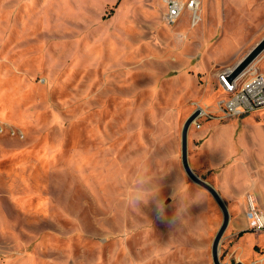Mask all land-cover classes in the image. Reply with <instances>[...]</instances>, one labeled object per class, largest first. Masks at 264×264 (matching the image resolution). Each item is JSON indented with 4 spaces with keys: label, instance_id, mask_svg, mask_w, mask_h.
<instances>
[{
    "label": "rangeland",
    "instance_id": "obj_1",
    "mask_svg": "<svg viewBox=\"0 0 264 264\" xmlns=\"http://www.w3.org/2000/svg\"><path fill=\"white\" fill-rule=\"evenodd\" d=\"M165 1L0 0V264H214L223 213L184 169L182 129L205 105L188 158L212 184L264 152V108L215 113L218 62L264 16L205 0L169 24ZM229 211L222 263L264 264V231Z\"/></svg>",
    "mask_w": 264,
    "mask_h": 264
},
{
    "label": "built area",
    "instance_id": "obj_2",
    "mask_svg": "<svg viewBox=\"0 0 264 264\" xmlns=\"http://www.w3.org/2000/svg\"><path fill=\"white\" fill-rule=\"evenodd\" d=\"M167 10L164 19L169 24H175L181 15L190 11L192 14V24L199 21V10L201 0H166ZM249 68L244 70L237 77L229 80L233 68L222 70L218 74L219 85L222 88V96L217 101V117L220 119L242 116L264 108V72ZM201 114L194 121L197 129L202 127L199 122L201 116H211L209 112L201 106ZM197 107V108H198ZM246 217L250 230L264 231V211L259 208L252 195L247 196Z\"/></svg>",
    "mask_w": 264,
    "mask_h": 264
},
{
    "label": "crops",
    "instance_id": "obj_3",
    "mask_svg": "<svg viewBox=\"0 0 264 264\" xmlns=\"http://www.w3.org/2000/svg\"><path fill=\"white\" fill-rule=\"evenodd\" d=\"M224 3L225 5H232V7H234V9L237 11L253 12L255 16H252V20L264 16V0H224ZM204 9L205 0H202V4L198 12L200 16L199 20L202 19ZM257 43H255V45ZM255 45L244 51L245 53L240 52L237 55L235 53L219 61V64L225 66L220 71L233 68ZM255 63L256 60L253 61L251 65L253 66ZM205 104L208 106L207 102H205ZM200 106L205 108V105L203 104ZM255 160L256 163L250 168L243 165L240 167L235 166L234 168H232V166L231 168L225 167L220 172L221 174L215 177V179H217L216 183L212 181L213 185L217 188L222 197L227 200L229 206L228 208H230V210L236 214L237 218L234 222V226L237 228V232L239 233L246 229L248 223L247 217L245 215L248 195H252L259 208L264 211V152L259 153V151H257ZM250 234L251 233H248V235L243 238V244L238 247L237 252H239L238 256L240 259H243L247 254V247L251 243L249 242L251 238ZM262 261L263 260L260 262Z\"/></svg>",
    "mask_w": 264,
    "mask_h": 264
},
{
    "label": "water",
    "instance_id": "obj_4",
    "mask_svg": "<svg viewBox=\"0 0 264 264\" xmlns=\"http://www.w3.org/2000/svg\"><path fill=\"white\" fill-rule=\"evenodd\" d=\"M264 51V37L246 54V56L241 59L234 67L233 71L229 76V80L234 79L237 77L240 73H242L253 61H255L261 53ZM201 114V109L198 107L196 108L192 114L187 118V120L184 123L182 134H181V155H182V163L184 166V169L188 176L198 185L205 188L207 191H209L218 205L220 206L222 213H223V222L215 235L213 244H212V258L214 264H225L222 263L220 256H219V246L221 239L223 237V234L225 233L229 223H230V211L227 206V203L225 202L224 198L220 194V192L217 190V188L210 183L209 181L205 180L204 178L200 177L191 167L189 163L188 158V136H189V130L193 122L199 117ZM230 264H246L243 261H235Z\"/></svg>",
    "mask_w": 264,
    "mask_h": 264
},
{
    "label": "bare ground",
    "instance_id": "obj_5",
    "mask_svg": "<svg viewBox=\"0 0 264 264\" xmlns=\"http://www.w3.org/2000/svg\"><path fill=\"white\" fill-rule=\"evenodd\" d=\"M126 6V5H125ZM252 67V65L250 64L245 70H249V68H251ZM203 108V107H202ZM204 110H207V109H205V108H203Z\"/></svg>",
    "mask_w": 264,
    "mask_h": 264
}]
</instances>
